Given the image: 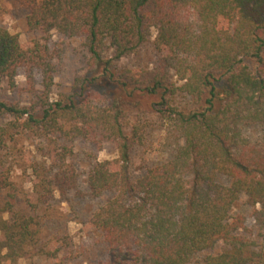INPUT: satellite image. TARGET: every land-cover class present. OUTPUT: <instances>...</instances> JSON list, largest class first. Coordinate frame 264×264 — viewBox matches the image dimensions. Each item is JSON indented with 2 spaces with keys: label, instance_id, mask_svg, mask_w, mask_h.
<instances>
[{
  "label": "trees",
  "instance_id": "trees-1",
  "mask_svg": "<svg viewBox=\"0 0 264 264\" xmlns=\"http://www.w3.org/2000/svg\"><path fill=\"white\" fill-rule=\"evenodd\" d=\"M14 1L28 10L31 33L77 37L89 58L87 74L52 98L59 55L48 39L26 47L0 24V87L16 88L21 69L33 85L40 76L28 104L0 99V117L11 119L0 122V264L58 257L39 246L34 205L23 206L12 181L5 151L18 128L49 137L54 151L56 135L117 146L120 160L98 161L87 181L93 195H112L91 220L108 246L107 264H190L207 251L203 264H264V133L257 141L245 133L252 123L264 130V0ZM152 29L157 68L114 72V62L144 46ZM109 44L112 58L105 57ZM110 83L124 89L123 100L108 91ZM180 94L188 105L178 104ZM135 95L158 98L152 109L173 147L168 160L137 178L129 165L138 129L133 137L125 132ZM64 150L55 159L65 161ZM30 162L41 203L76 184L74 170ZM242 195L255 207L260 237L249 236L245 218L233 212Z\"/></svg>",
  "mask_w": 264,
  "mask_h": 264
},
{
  "label": "rangeland",
  "instance_id": "rangeland-1",
  "mask_svg": "<svg viewBox=\"0 0 264 264\" xmlns=\"http://www.w3.org/2000/svg\"><path fill=\"white\" fill-rule=\"evenodd\" d=\"M28 10L17 1L0 0V24L11 33L18 35L21 43L30 47L36 38H47L49 45L59 55L56 64L55 85L51 97L57 98L59 94L69 93L77 79L87 74V60L89 53L83 41L77 37H70L56 31L46 36L42 33H31L26 25ZM157 30L152 29L149 41L137 52L114 62V72L118 75L125 70L140 72L153 71L157 68L160 53L155 47ZM114 56V49L109 44L105 53L106 58ZM40 76L35 73L34 85L29 82L28 71L21 69L16 78V88H11L6 82L0 87V99L18 102L26 105L30 102L31 91L40 88ZM34 86V87H33ZM108 91L114 92L120 99H124V89L115 84L107 85ZM131 105L126 108L125 132L132 136L134 126L138 129L140 142L132 143V160L129 165L130 173L140 177L152 168L168 160L173 152L170 141V130L152 109L157 97L135 95ZM130 100V101H131ZM178 104L186 106L190 99L180 94ZM10 117H0V122L8 123ZM245 133L251 140L262 138L263 127L257 123L245 127ZM11 134L15 140L10 142L5 151L9 154L10 164L13 166L12 181L17 193L25 202L33 204L31 215L35 216L38 225L34 224L32 230L39 231V246L54 252L58 250L57 259L45 255H29L22 258L19 264H107L110 258L108 246L103 235L92 225V216L102 204L112 195L105 192L102 196H95L88 186V175L98 161L120 160V152L113 142L98 143L82 138L66 139L56 135L58 146H55L49 137L28 133L22 128L12 129ZM133 137V136H132ZM67 148V159H55V152L64 153ZM30 161L41 163V166L54 170L57 166L67 171L74 170L76 184L72 189L60 191L55 189L53 197L46 202H39L34 189L36 180ZM56 170V169H55ZM220 182L230 184V179L220 176ZM255 207L249 198L242 195L236 202L234 214L245 218L247 234L252 238L259 236V227L254 219ZM262 241V238L258 239ZM264 242V241H263ZM37 253V251H35ZM197 255L190 264H203L208 253Z\"/></svg>",
  "mask_w": 264,
  "mask_h": 264
}]
</instances>
